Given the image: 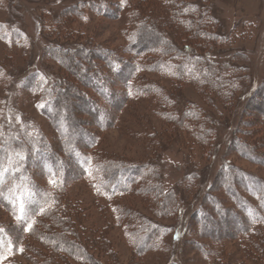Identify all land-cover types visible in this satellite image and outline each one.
Wrapping results in <instances>:
<instances>
[{
    "label": "rangeland",
    "instance_id": "1",
    "mask_svg": "<svg viewBox=\"0 0 264 264\" xmlns=\"http://www.w3.org/2000/svg\"><path fill=\"white\" fill-rule=\"evenodd\" d=\"M119 1L0 0V187L18 181L0 192V264H264V0H177L189 30ZM149 12L140 32L189 54L192 79L172 78L180 54L129 47ZM103 53L142 68L118 73ZM75 146L111 158L116 192H98Z\"/></svg>",
    "mask_w": 264,
    "mask_h": 264
},
{
    "label": "trees",
    "instance_id": "2",
    "mask_svg": "<svg viewBox=\"0 0 264 264\" xmlns=\"http://www.w3.org/2000/svg\"><path fill=\"white\" fill-rule=\"evenodd\" d=\"M112 1V0H111ZM114 2H111V3H113L112 4V7L114 6V8H115V6H116V3H115V1L116 0H113ZM152 1H154L153 3H152ZM158 1V2H157ZM81 2H83V1H81ZM102 2H105V1H101L100 3L98 2V4H96L95 5V7L94 6H92V7H94V8H96L97 10L100 8V6H99V4L100 5H102L101 3ZM120 2V4H121V6H124V7H126V9H127V6H130L129 5V2H127V0H120L119 1ZM138 2H141V3H143V4H145V5H152V4H154V3H156L159 7H163V10H165V11H168V16H170L169 18H167V17H164V16H160L161 17V21L163 20V22L164 23H169L170 24V22H176V23H179V24H181L182 23V25H184V27H186L188 30H189V28H190V23H193V22H195V20L192 18V15L190 14V15H187V17L186 16H184V17H179L180 15L178 14V12L176 11V9H177V6L179 5V4H181V1H177V0H138ZM115 3V4H114ZM140 3V4H141ZM77 5H81V3L79 2L78 3V1L76 2V3H73L72 5H70V6H65V7H63V8H61L60 9V13H63V14H66V12L68 11L69 12V10H73V9H75V7H77ZM92 5H94V3H92ZM105 5V6H104ZM104 5H102L103 7V9L105 8L106 10H107V12H108V5L107 4H104ZM73 6H75V7H73ZM192 6H193V9L195 10L197 7H194V4H192ZM71 7H73V8H71ZM142 10H145V8L144 9H140V8H135L133 11H132V13H129V15H130V17L132 18V20H134V18L135 17H137L138 18V14L139 13H141L142 12ZM111 12V11H110ZM142 18H141V22H138L139 24L138 25H136V26H138L137 27V29H135V31H133V32H131V33H129L128 34V38H131L132 40H131V44L129 45V47L131 46V48L132 49H136V52L137 51H139V50H141V48H144V47H147L148 48V46L151 44V47L152 48H154L155 50H156V52H158V54L159 53H168V52H170L171 50H172V52H175V54H180L179 55V57H181L182 58V60L181 59H179V62L180 61H182L181 62V64L179 63V64H172L174 67L172 68V67H170V71L172 70V71H174L175 70V72H176V74H174L173 76H172V78L174 79V80H179V78L181 79V78H183V73H184V75H185V73H186V76H187V78L188 79H192V74H191V72L192 71H195V72H197V70L195 69V67H194V65H191L192 64V57H190L189 56V54H187V53H185V51H183L182 49H179L178 48V46L176 45V44H173V43H169V41L167 40V38H166V36L164 35V34H162L161 33V31L159 32H155V29L154 28H152V27H150V29H152V31H154V32H140V30H144V24H146L147 22L148 23H154V21H156L157 20V18L159 19V17L156 15V16H153V14H152V12H149V14L148 13H145V14H143L142 16H141ZM150 21V22H149ZM167 21V22H166ZM170 21V22H169ZM140 23H142V24H140ZM167 23V24H168ZM146 25H148V24H146ZM172 28V27H171ZM140 29V30H139ZM139 30V31H138ZM143 33H144V35H143ZM155 33H156V35H155ZM126 34V33H125ZM138 38H140L142 41V43H143V45L141 44H139V41L137 40ZM133 41V42H132ZM78 47V46H77ZM137 47V48H136ZM80 47H78V48H72L71 50H72V52H73V54L72 55H75V56H77V54H81L82 52V49H81V51H79L78 49H79ZM75 50V51H74ZM153 50V49H152ZM143 51V50H142ZM108 52H110V51H108ZM89 53V52H88ZM87 54V53H86ZM110 54V53H109ZM88 55H90V53L88 54ZM88 55H86V56H88ZM85 56V57H86ZM91 56V55H90ZM93 56V55H92ZM140 56V54L138 55V57ZM99 57H100V59H102L103 61H107V63L109 64L107 67L109 68V66H112L113 68H114V70L115 71H117L118 73H120L121 71H123L124 69H125V67H126V69L129 71V73L131 72H133L132 73V75L133 74H135L136 73V69H135V66L137 67V71L140 69V67L142 68V65H138V64H135V63H132L133 64V66L131 65V63L129 62V60H126V59H121L120 58V56H117V58H116V60H119V62L118 63H116L115 61L116 60H114V61H112V62H110L111 60L109 59V57H107V55H105L104 53L103 54H100L99 55ZM88 59H90V57H87ZM92 58H94V57H92ZM121 60H120V59ZM92 60V59H91ZM146 61V63L147 62H149V61H151L150 59H148V60H145ZM144 61V62H145ZM207 62V61H206ZM191 65V67H190V65ZM214 64V62L212 63V64H210L209 62H208V67L207 68H210L212 65ZM171 66V65H170ZM226 66V65H225ZM225 66H223V67H225ZM139 67V68H138ZM166 69H167V67H166ZM210 72H212L211 70H209ZM204 72V71H203ZM214 72V71H213ZM212 72V73H213ZM216 73H219L218 71H216ZM204 75V74H203ZM133 77V76H132ZM182 80V79H181ZM58 81V79H57V77L55 78V81H53L52 83H53V85H51L52 87L53 86H55ZM123 81H124V79H123ZM122 81V82H123ZM93 83H94V85L97 87V83L95 82V81H92ZM261 88H262V86H261ZM160 89V92H162L163 93V90H162V88L160 87L159 88ZM97 90H98V93H101L102 94V96L104 97L105 96V98H107V99H110L109 97H110V93H109V91H107L106 92V90H104L103 88H97ZM140 91V92H142L143 91V89L142 88H139V87H137L136 88V91ZM137 93V92H136ZM162 95V94H161ZM49 105V104H48ZM48 105H45L44 107H45V110H47L48 109ZM247 108L249 107V106H246ZM91 109V111H95L96 112V115L98 116L96 119H97V121L99 122V125H101V127H104L105 126V124H107V122H108V116L106 117H103L102 115H101V110H97V109H99L98 107H92V108H90ZM53 114V113H52ZM69 121V120H68ZM199 127H201L202 128V124H201V122L199 121L198 123H196ZM58 133H59V135H61V136H66L67 135V133H68V131L66 130V128H65V126H64V128H62L60 131H58ZM84 136H86L85 137V139L88 141V144H91V142H92V138L90 137V136H87V135H84ZM212 136V135H211ZM77 146H79V145H77ZM77 146H75L72 150H73V157L75 158V161H76V165L79 167V169H80V171H82V174H86V175H88V173L90 172V175H91V171H93V169H96V168H99V170H100V172H101V174H100V180L99 181H97V182H99L98 183V185L96 186V187H98V188H100V190H98V192H101V191H103L104 192V194H106V195H110L111 193L113 194L114 192H116V189L115 190H113V187H116L117 186V182H116V180H117V178H116V170H115V167H112V165L111 164H113L112 162L113 161H111V158H107L106 156H102V155H99V154H97V155H90L89 154V157H86L85 159H84V162H82L81 161V159H82V153H80L79 152V149L77 148ZM50 158V157H49ZM51 161H53V159H50ZM49 162V161H48ZM93 162V163H92ZM50 164V166L49 167H51V165L53 166V168H51L50 169V171H52V174H51V172L48 170V172H47V174H49L50 173V175H53L54 174V171L53 170H59V169H57V163H49ZM114 165V164H113ZM93 168V169H92ZM53 169V170H52ZM60 171H63V170H61L60 169ZM130 171V170H129ZM128 171V169L126 170H123V173H126V172H129ZM134 170H131L129 173L130 174H132V172H133ZM124 176H126V174H124ZM131 177H132V175H131ZM57 178H59L58 176H57ZM56 178V179H57ZM116 178V179H115ZM121 179V178H120ZM14 182H18V181H12L11 183H9V185H7V186H2V187H0V192H1V194L2 193H5V192H3V191H8V188L10 187H13V185H15L16 183H14ZM125 184H126V182H128V179H126L125 178V181H123ZM123 182L121 183L120 182V186H123L124 184H123ZM119 188H122V187H118V189H117V191L118 190H122V189H124V188H122V189H119ZM264 190H262L261 188H259V189H257V191L255 192V194H257V197L258 198H260L261 199V195L263 194L262 192H263ZM11 192V194H9L8 192V194L10 195L9 197H12V196H14V195H12V193H13V191H10ZM3 195V194H2ZM55 194L53 193V197L55 198V196H54ZM5 196V195H4ZM52 197V196H51ZM5 201L4 203L5 204H7L6 203V198H4L3 196L0 198V200L1 201H3V200ZM54 200V199H53ZM0 201V202H1ZM262 204H264V203H262ZM8 205V204H7ZM249 208V207H248ZM9 210H11V212H12V214H14V211H12V209L11 208H9ZM251 211H253L252 209H251ZM16 218H17V220H21L19 217H17V216H15ZM19 222H21V221H19ZM23 222V221H22ZM3 238H8L9 240H10V242H12V238L11 237H3ZM13 244V243H12ZM11 264H14V263H11Z\"/></svg>",
    "mask_w": 264,
    "mask_h": 264
},
{
    "label": "snow or ice",
    "instance_id": "3",
    "mask_svg": "<svg viewBox=\"0 0 264 264\" xmlns=\"http://www.w3.org/2000/svg\"><path fill=\"white\" fill-rule=\"evenodd\" d=\"M17 155H19V154H17ZM9 162L11 163V158H9ZM6 171H7V169L0 167V178H2L4 172H6ZM50 183H51V181H50Z\"/></svg>",
    "mask_w": 264,
    "mask_h": 264
},
{
    "label": "bare ground",
    "instance_id": "4",
    "mask_svg": "<svg viewBox=\"0 0 264 264\" xmlns=\"http://www.w3.org/2000/svg\"><path fill=\"white\" fill-rule=\"evenodd\" d=\"M48 157H50V158H51V154H50V153L48 154Z\"/></svg>",
    "mask_w": 264,
    "mask_h": 264
}]
</instances>
